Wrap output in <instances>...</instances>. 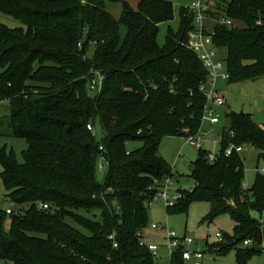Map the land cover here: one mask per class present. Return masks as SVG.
<instances>
[{"label":"trees","instance_id":"16d2710c","mask_svg":"<svg viewBox=\"0 0 264 264\" xmlns=\"http://www.w3.org/2000/svg\"><path fill=\"white\" fill-rule=\"evenodd\" d=\"M108 3L122 4L119 19ZM212 7L218 17L243 25L214 28L216 48L228 51V82L263 78L264 0H220ZM0 14L20 24L0 22V108L7 113L0 126L27 143L22 162L13 149L0 150V178L14 205L11 214L0 210V261L154 264L142 243L148 208L164 181L178 175L160 145L165 138L196 136L207 105L200 88L208 72L188 47L191 12L181 10V27L168 31L163 46L160 25L174 19L166 0H141L137 9L128 0H0ZM96 73L104 76L100 92L90 89ZM227 117L221 155L211 160L209 150H199L187 176L193 188L178 189L167 213L209 203L207 221L230 214L236 222L234 237L224 236L232 243L207 244L210 253L226 255L251 239L256 247L246 256L262 254L264 231L253 215H264V174L244 191L242 154L225 152L247 144L264 160V129L250 115ZM129 143L141 147L128 151ZM102 156L103 183L97 177ZM81 210H99L100 220ZM170 264L186 263L174 253Z\"/></svg>","mask_w":264,"mask_h":264},{"label":"rangeland","instance_id":"374dc122","mask_svg":"<svg viewBox=\"0 0 264 264\" xmlns=\"http://www.w3.org/2000/svg\"><path fill=\"white\" fill-rule=\"evenodd\" d=\"M133 1V6L130 4ZM171 2L174 8V19L172 22H165L160 25L158 34V43L163 46L166 43L168 31L170 29L177 32L181 27V10L183 8H190L197 0H166ZM211 5H214L220 0H208ZM129 4L137 9L141 0H128ZM107 11L116 19L121 17L123 7L121 3H108ZM221 18L215 17L213 20L205 19L204 23L210 30H214L215 26L220 24ZM0 22L8 25L9 27H18L20 24L13 19L0 14ZM236 28L243 27L240 22H234ZM233 26V27H234ZM219 58L226 63L228 57L227 49H218ZM94 54V49H91L89 55ZM219 94L226 101V106L216 107L217 114L220 117V124L216 125L209 135L204 138L206 141L204 146L214 155L218 157L221 155L222 147L220 144V135L225 128L229 126V119L227 116L231 114H246L250 115L253 122L260 128L264 129V77L256 80L245 82H219ZM4 108H0V118L6 116ZM209 124H206L202 130H209ZM94 134L98 141L103 138L102 127L99 122L95 125ZM7 146L8 149H13L16 153L19 162L23 161V152L27 149L26 141L16 139L9 136L7 126H0V150ZM141 147L140 143H129L127 145L128 151H133ZM237 147L244 148L242 157L245 162V183L251 188L258 176L264 170V160L260 159V151L247 144H242ZM160 155L164 157L167 163L173 168L175 179H167L164 181L163 187L167 184L168 188L166 193L170 198L167 201L164 197H159L154 200L149 208V223L143 230V244L149 248L156 245L161 248L158 258H155L154 264H170L171 252L168 249L166 241L167 232H174L179 238L192 237L196 243H199L201 248L207 253L202 264H264V251L262 254H252L246 256L247 252L256 245L246 247L243 242L238 243L233 247L228 254L223 256L211 255L208 251L207 244L219 246L229 245L232 242L225 239L224 242H219L217 239L218 234L224 236L234 237L236 222L230 214H222L213 221H207V217L211 210V205L206 202H195L191 204L188 213H167V207L174 201L172 198L177 194L178 189L190 191L194 182L187 176L190 174L192 165L199 158V149L192 145L186 138L169 137L162 140L160 145ZM106 164L105 170L101 171L98 167L97 177L103 183L106 177ZM2 171L0 165V173ZM7 192L0 178V210L7 211L9 209V202L6 198ZM80 215L100 220L101 212L99 210L86 211L81 210ZM256 219L260 218L257 214L253 215ZM153 224L164 225L161 232H156L152 229ZM9 228V223L6 225ZM86 233V232H85ZM264 247V235L263 243ZM261 246V248H263ZM218 247V246H216ZM215 247V248H216ZM212 248V247H211ZM213 250V248H212ZM0 264H10L0 261ZM187 264V263H186ZM194 264V263H192Z\"/></svg>","mask_w":264,"mask_h":264},{"label":"built area","instance_id":"2783aa9c","mask_svg":"<svg viewBox=\"0 0 264 264\" xmlns=\"http://www.w3.org/2000/svg\"><path fill=\"white\" fill-rule=\"evenodd\" d=\"M188 9L193 16V27L188 31L187 34L188 47L197 55L198 59L203 64V67L208 72L207 81L200 88L201 92L204 94L207 100L204 116L201 121V127L203 128L206 124H209L210 129L205 131L200 128L199 133L196 136H189L186 139L191 142L192 145L196 146L199 150H208L204 146L206 142L204 138H206L212 131V129L221 122L220 117L217 114L216 107L226 106V101L219 94L218 84L219 82H228L230 80V74L228 72L227 63H224L218 56V49L216 48V45L214 43V30L208 29V27L204 23L205 19L213 20V18L217 17V13L213 9L211 2L208 0H197ZM220 24L225 25L229 28H232L234 26L233 21L227 20L225 18H221ZM103 81L104 76L101 73H96L95 77L91 81L90 89L93 92H100L102 89ZM88 129L90 131L94 130L92 125H89ZM101 151H104L103 147H101ZM243 151L244 148L242 147L230 145L226 150L225 155L229 157L233 153L242 154ZM209 158L213 160L214 155L211 154ZM105 161V157L102 156L99 164L101 171H104ZM262 174H264V170L262 171ZM242 187L246 192L250 189V187L245 182L243 183ZM168 188L170 187H168L167 184L164 187H161L153 201L158 199L159 197H164L167 201H169L170 198L166 193ZM177 199L178 195L176 194L172 198L174 202L168 206L174 205ZM13 207L14 205L12 203H9L7 214L12 213ZM39 207L41 209H48V205L44 204H40ZM257 222L261 226V229L264 231V215L260 216V218L257 219ZM152 228L157 231H161L165 227L164 225L153 224ZM217 239L219 242L225 241V237L222 234H218ZM166 241L168 243V249L171 252V255L174 253L182 255L185 263L187 264H202L205 255L207 254L201 248L200 244L196 243L192 237H184L181 239L176 235V233L168 231ZM252 244L253 240L251 239H247L246 241H244V245L246 247H249ZM148 249L151 251L154 258H158L160 252L159 246L153 245ZM210 254L215 255L214 253Z\"/></svg>","mask_w":264,"mask_h":264},{"label":"crops","instance_id":"0c3cea01","mask_svg":"<svg viewBox=\"0 0 264 264\" xmlns=\"http://www.w3.org/2000/svg\"><path fill=\"white\" fill-rule=\"evenodd\" d=\"M130 4L133 6V1H130ZM210 128V127H209ZM163 157V156H162ZM164 158V157H163ZM153 229V228H152ZM154 231H156V232H161V231H157V230H155V229H153ZM160 250H161V248H160Z\"/></svg>","mask_w":264,"mask_h":264}]
</instances>
